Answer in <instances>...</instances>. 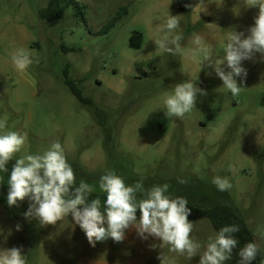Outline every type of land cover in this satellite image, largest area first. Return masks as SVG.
Segmentation results:
<instances>
[{
	"label": "rangeland",
	"instance_id": "374dc122",
	"mask_svg": "<svg viewBox=\"0 0 264 264\" xmlns=\"http://www.w3.org/2000/svg\"><path fill=\"white\" fill-rule=\"evenodd\" d=\"M48 2L0 0V120L7 122L0 134L26 137L10 162L59 142L67 160L91 173L113 171L129 186L167 183L168 195L198 207L221 203L226 194L264 252V240L255 235L264 231V57L255 53L241 62L247 76L236 78L244 87L237 97L212 66L223 58L229 31L248 36L258 7L245 0H81V13L69 7L62 19L45 20L40 13ZM169 15L181 16L175 32L183 35L186 51L194 47L192 34H199L212 45L211 61L157 49L154 40L164 37ZM134 33L143 39L139 49L129 44ZM21 48L34 52L24 72L11 59ZM67 67L71 82L85 79L78 86L94 107L82 105L66 87ZM221 67L230 71L226 62ZM187 80L207 95H198L183 119H168L163 101ZM214 176L227 177L231 189L219 191ZM7 196L0 193V250L22 248L27 264H160L161 252L175 264H199V255L189 260L160 248L156 238L127 235L128 229L123 241L108 238L93 247L70 214L42 226L25 218L27 198L9 207ZM193 224L192 238L201 243L216 233L208 219Z\"/></svg>",
	"mask_w": 264,
	"mask_h": 264
},
{
	"label": "clouds",
	"instance_id": "9594fccd",
	"mask_svg": "<svg viewBox=\"0 0 264 264\" xmlns=\"http://www.w3.org/2000/svg\"><path fill=\"white\" fill-rule=\"evenodd\" d=\"M247 6L258 7L254 26L248 29L245 38L243 32L229 31L223 47V58L216 59L212 66L233 97L240 95L244 87L237 83V77L246 78L247 71L241 66L244 60H250L255 53L264 57V0H245ZM202 8V4L196 6ZM195 8V9H196ZM201 10V11H202ZM181 16L169 15L162 25L165 32L163 38L155 39L157 49L174 56L190 55L191 58L201 57L211 61L212 45L196 33L192 34L190 43L194 47L188 51L182 46L183 35L175 30L180 26ZM175 33V34H173ZM171 36V38H169ZM34 52L18 49L12 56V63L18 72H24L33 64ZM230 71H225V64ZM207 92L196 86L192 80L174 85L163 103L165 116L170 119H183L187 113L196 108L197 98ZM6 119L0 120V130L6 128ZM26 137L17 131H6L0 134V172H8L7 164L14 159L24 144ZM180 184H186L185 178H177ZM212 183L219 191L231 189L232 184L227 177L214 176ZM9 186L7 203L9 207L18 206V202L26 198L30 201L26 219H36L42 226L55 225L69 214L85 233L90 245L111 238L121 242L125 238V230L134 227L143 238L153 237L161 241L160 248L167 246L168 251L191 259L199 255V264H225L232 257L233 249L238 240L234 233L240 231L239 225L223 226L201 243L192 238L193 222L188 217L191 209L188 201L182 196L171 197L169 184L153 185L145 189L137 182L134 186L126 185L124 179L108 171L100 176L99 191L106 199L101 206L97 197L89 199L97 189L83 180L76 186L75 172L68 162L65 151L59 142H53L42 154H29L15 159L7 181ZM140 198L137 199V194ZM137 209L140 217L137 220ZM17 231L20 226H16ZM264 240V231L255 233ZM153 248L157 245H152ZM259 252L257 243L248 242L239 250V264H251ZM160 264H175V261L163 252L157 257ZM0 264H27L22 248L12 247L0 250ZM261 264H264L262 260Z\"/></svg>",
	"mask_w": 264,
	"mask_h": 264
},
{
	"label": "trees",
	"instance_id": "16d2710c",
	"mask_svg": "<svg viewBox=\"0 0 264 264\" xmlns=\"http://www.w3.org/2000/svg\"><path fill=\"white\" fill-rule=\"evenodd\" d=\"M81 0H49L47 8L40 13V17L45 20H55L62 19L66 9L69 7H74L81 13ZM122 12V11H121ZM121 12L107 25V30L109 31L114 27L116 21L120 18ZM142 36L139 33H134L130 39V47L134 49H139L142 46ZM62 50L67 53L71 51L70 49L63 47ZM69 76V67L64 71V84L70 90V92L77 98V100L84 106L89 108L94 107L92 100L86 98L83 95L82 90L78 85L83 83L84 78L80 80V84H75L68 79ZM108 138L105 141V148L108 150ZM70 165L74 169L75 177H76V186L79 185L81 180L94 185L96 187V191L91 194L89 199L99 198L101 200V206H103V202L106 199L104 193L99 191L98 181L100 176L103 174L91 173L86 170L78 161H69ZM14 162H9L7 164L8 172H0V193L3 195H8V178L10 175V171ZM140 198V194H137V199ZM175 198V197H173ZM221 203L214 204L208 207H198L194 204L188 202V207L191 209V214L188 219L191 222H195L199 219H208L212 225V228L215 232L219 231V229L226 225H239L240 231L234 233V238L238 240L237 247L233 249L232 257L228 260V264H239V250L248 242H255L252 236L251 231L247 227L244 219L242 218L239 209L233 204L231 199L225 194H223V198ZM137 220H139L140 212L137 209ZM262 260H264V252L259 249L258 255L255 261H252L251 264H261Z\"/></svg>",
	"mask_w": 264,
	"mask_h": 264
},
{
	"label": "crops",
	"instance_id": "0c3cea01",
	"mask_svg": "<svg viewBox=\"0 0 264 264\" xmlns=\"http://www.w3.org/2000/svg\"><path fill=\"white\" fill-rule=\"evenodd\" d=\"M143 43V42H142ZM136 231V229L134 227H130L128 230H127V235L128 234H131V232H134Z\"/></svg>",
	"mask_w": 264,
	"mask_h": 264
}]
</instances>
